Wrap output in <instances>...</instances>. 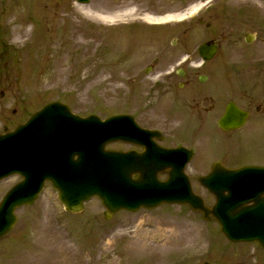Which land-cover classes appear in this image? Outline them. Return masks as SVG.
Listing matches in <instances>:
<instances>
[{"label": "rangeland", "instance_id": "obj_1", "mask_svg": "<svg viewBox=\"0 0 264 264\" xmlns=\"http://www.w3.org/2000/svg\"><path fill=\"white\" fill-rule=\"evenodd\" d=\"M229 1V6L254 7V32L258 31L260 36L254 42V53L264 57V0ZM202 3L203 0L175 2L162 12L156 7L150 8L152 11H135L136 6L131 5L126 9L128 17L141 12L150 16L167 11L184 15L180 20L154 29L156 31L148 27L138 30L142 34L137 40L141 45L136 53H144L147 57L153 53L152 45L167 48L171 40L176 39L178 42L170 57L186 56L182 51L185 44L192 42L188 47L193 48L205 39L204 26L190 22V8L198 6L200 10L196 13H202ZM165 4L162 1L158 9H164ZM80 7L108 14L106 9L98 8L96 0L86 5H79L75 0H0V131L5 127L12 129L34 110L54 100L66 103L79 115L92 113L105 118L122 111L127 89L108 84L114 51L99 45L98 31L93 29L98 20L92 24L93 17ZM220 17L218 15L213 22L220 24ZM97 25L102 26L100 22ZM156 40H162L164 46ZM135 57L139 61L142 58ZM194 58L193 63L197 64V56ZM185 69L194 81L180 92L173 88L162 102L153 104L156 116L162 121H168L169 115L159 109L161 103L168 105L177 96L185 103H199L203 97H210L213 91L219 90H209V83L215 88L214 82L223 80L216 69L208 65L200 70L189 65ZM200 74L206 75L210 82L204 85L196 82L195 77ZM263 82L261 77L254 78V86ZM144 90L147 89L136 92L133 89L132 96ZM153 116L151 113L150 117ZM244 140L236 151L227 147L228 162L234 166L263 165L264 134L254 133V137L245 136ZM214 155V149H204L195 156L193 163L206 169V162ZM18 180L17 176L2 180L0 198ZM103 211L100 201L93 198L81 213H65L56 200V192L46 184L33 205L16 211V225L0 239V264H134L142 246L160 248L166 245L177 249L179 255L192 248L197 258L204 246L211 244L209 237L217 243L223 240L213 226L208 237L209 224L184 206L162 205L156 210L119 212L110 220H104ZM258 255L264 260L263 253ZM161 257L166 260L168 253ZM164 262L156 259L154 264H169ZM175 262L188 264L182 260Z\"/></svg>", "mask_w": 264, "mask_h": 264}, {"label": "flooded vegetation", "instance_id": "obj_2", "mask_svg": "<svg viewBox=\"0 0 264 264\" xmlns=\"http://www.w3.org/2000/svg\"><path fill=\"white\" fill-rule=\"evenodd\" d=\"M98 8L106 9L108 21L97 23L94 29L98 31V43L104 49L114 51V60L110 66L109 82L111 86H121L127 89L124 94V113L134 117L137 124L145 129L161 131L163 137L158 143L164 147H176L183 144L187 149L194 152L200 147L204 149H214L216 155L212 156L206 163L207 168L192 165L191 174L188 176L193 190L204 195L206 202L210 205L212 195L199 184L200 176L210 173L213 165L234 168L228 162L227 156L230 147L232 150L239 148L245 140V136L254 137V133L264 134V82L255 84L254 78L261 77L264 81V57H259L254 53V42L259 39L258 31L254 32V7L245 5L241 8L229 6L231 1L206 0V12L204 20H197L199 24H204L205 39L209 42H216L218 52L214 56L216 62H205L199 64L203 68L206 65L218 70L223 77L210 97H203L199 103H185L177 96L168 105L160 104L162 110L166 111L168 121L160 120L155 114V107L162 102L166 95L172 92L173 88L180 91L186 89L194 81L193 76H188L185 66H192L194 61V50L188 46V42L183 46L182 51L186 52L185 57L173 56L175 45L171 42L169 47H155L152 45L153 53L147 57L146 54H137V48L141 43L137 41L142 34L140 29H147L145 25L156 31L157 21L146 22L145 12L134 17H128L127 13L131 5L136 6L135 11L145 9L152 11L153 7L157 11H166L171 4L183 2L179 0H96ZM165 1L164 9H158L161 2ZM105 4V5H103ZM156 11V12H157ZM154 12V11H153ZM220 15V24L213 22ZM154 18V17H153ZM135 19V21H131ZM106 26V28L104 27ZM160 40V39H159ZM155 42L162 44L158 40ZM177 43V42H176ZM177 45V44H176ZM162 46H164L162 44ZM135 56H141L139 60ZM197 57H199L197 55ZM178 59V60H177ZM173 64H183L179 75ZM155 73L153 76H149ZM196 78V77H195ZM256 78L255 81H257ZM198 82V79L195 80ZM209 81L204 82V84ZM195 85V84H194ZM196 87V86H193ZM144 90L138 96L133 95L136 91ZM197 88V87H196ZM146 94L143 96L142 94ZM208 99V100H207ZM211 100V101H210ZM233 111L227 115V108ZM170 111H169V110ZM153 113V118L150 117ZM221 122V127L218 122ZM172 132V134H168ZM169 135V136H168ZM168 137V138H167ZM157 141V140H156ZM122 150L141 151L140 148L132 144H123ZM191 163V162H190ZM189 163V164H190ZM254 165V164H251ZM264 165V164H263ZM166 174H163L164 176ZM254 205V201L252 202ZM211 222L213 219L210 220ZM170 251V252H167ZM166 260L174 262L182 260L184 263L194 264H264L259 253L264 252L256 243L250 245L244 243H234L223 238L222 242H212L204 246L201 253L195 258L193 249L186 250L180 255L177 249L167 250V246L155 247L140 256L139 264H154L156 259L167 256Z\"/></svg>", "mask_w": 264, "mask_h": 264}, {"label": "water", "instance_id": "obj_3", "mask_svg": "<svg viewBox=\"0 0 264 264\" xmlns=\"http://www.w3.org/2000/svg\"><path fill=\"white\" fill-rule=\"evenodd\" d=\"M199 51L208 59L215 52V45L204 44ZM125 134V116H114L105 121L95 115L80 118L72 115L65 105L53 102L14 132L0 135V178L14 172L24 178L0 202V236L13 227L14 210L31 204L45 180L57 190V198L65 210L73 213L82 209L83 201L96 195L106 208V219L121 209H150L163 202L186 203L194 210L202 211L204 216L208 215L207 208L192 195L182 176L184 162L176 163V150L151 149L147 145L142 154L104 149L108 142L124 141ZM74 156H77L76 160ZM166 168H170L169 179L160 182L157 172ZM227 173L254 174L255 186L264 185V168L229 170ZM135 174L138 177L134 179ZM219 185L224 183L214 181L211 184L217 202L211 213L220 224L221 232L235 241L254 239L264 249V199L254 198L253 209L238 214L239 199L231 193L233 188L228 186L230 195L224 199L221 191L225 188L221 189ZM255 193L254 197L257 196Z\"/></svg>", "mask_w": 264, "mask_h": 264}, {"label": "bare ground", "instance_id": "obj_4", "mask_svg": "<svg viewBox=\"0 0 264 264\" xmlns=\"http://www.w3.org/2000/svg\"><path fill=\"white\" fill-rule=\"evenodd\" d=\"M80 9H82L86 14H89V15H94V16H96V17H98V18H101V19H106L107 17L106 16H101L100 14H94L93 12H91L89 9H86V10H84V7H80ZM164 177H166V179L168 180L169 179V177L168 176H166V175H164Z\"/></svg>", "mask_w": 264, "mask_h": 264}]
</instances>
